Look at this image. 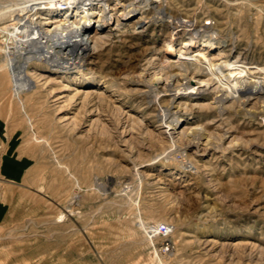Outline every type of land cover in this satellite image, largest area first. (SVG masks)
I'll return each instance as SVG.
<instances>
[{
    "label": "rangeland",
    "instance_id": "obj_1",
    "mask_svg": "<svg viewBox=\"0 0 264 264\" xmlns=\"http://www.w3.org/2000/svg\"><path fill=\"white\" fill-rule=\"evenodd\" d=\"M165 3L168 15L215 33L206 58L232 50L264 65V0ZM172 27L166 18L143 34L113 32L84 65L96 86L40 70L50 84L16 98L8 70L0 71V109L36 158L0 225V264H264V104H217L214 85L178 98L185 111L168 114L163 83L150 96L140 81L168 58ZM186 38L178 32V48ZM6 43L0 33V68ZM88 90V99L75 97ZM178 116L185 122L171 134L166 121ZM189 128L204 133L199 149L179 134ZM162 223L172 229L167 252L155 229Z\"/></svg>",
    "mask_w": 264,
    "mask_h": 264
},
{
    "label": "bare ground",
    "instance_id": "obj_2",
    "mask_svg": "<svg viewBox=\"0 0 264 264\" xmlns=\"http://www.w3.org/2000/svg\"><path fill=\"white\" fill-rule=\"evenodd\" d=\"M110 1L112 0H12L7 4H0V33L7 34L12 45L6 43L4 51L8 61L0 71L8 70L16 98H21L23 91H33L42 81L45 82L40 85L50 84L53 79H49L50 76L42 74L40 70L68 78L75 74L78 84L84 87L99 85L100 81L84 71V65L113 32H124L126 27L132 26L138 34H143L150 23L162 22L168 18L173 26V34L165 43L168 58L160 61L153 68V73L147 72L149 78L140 81L149 89L147 92L150 96L163 83L164 90L169 91L172 96L168 114L172 116L184 110L180 103L175 104L178 98L202 94L214 85L216 86L212 90L218 94L217 104L229 99L240 105H247L252 100L257 104H264V65L247 62L244 54L233 58L232 50H221L211 58H206L204 53L217 48V37L212 36L215 33L209 27L197 28L191 20L176 19L168 15L165 7L167 0H115L117 3L109 4ZM118 4L122 9L116 14L114 11ZM151 9L156 13L154 16H149ZM11 11L8 19H5ZM95 17L98 18L95 20ZM179 31H185L187 38L178 48L176 42ZM206 33L209 35L201 43L204 48L192 54L198 46L200 36ZM67 88L64 87L62 91ZM76 94L75 97L81 98L82 94L85 95L84 99H88L94 93L88 90L77 91ZM65 97L61 95L54 102ZM244 114L250 115L248 112ZM260 114L264 118V109ZM178 117L170 122L166 121L173 131L171 134L178 133L181 122H185L183 116ZM179 134L188 139L189 146L196 145L199 149L204 133L197 128H189ZM212 137L209 135L208 144H212ZM214 145L216 148L220 147Z\"/></svg>",
    "mask_w": 264,
    "mask_h": 264
},
{
    "label": "crops",
    "instance_id": "obj_3",
    "mask_svg": "<svg viewBox=\"0 0 264 264\" xmlns=\"http://www.w3.org/2000/svg\"><path fill=\"white\" fill-rule=\"evenodd\" d=\"M20 131L0 109V225L7 221L17 192L26 188L36 166L33 150Z\"/></svg>",
    "mask_w": 264,
    "mask_h": 264
},
{
    "label": "built area",
    "instance_id": "obj_4",
    "mask_svg": "<svg viewBox=\"0 0 264 264\" xmlns=\"http://www.w3.org/2000/svg\"><path fill=\"white\" fill-rule=\"evenodd\" d=\"M65 5H62L64 7ZM156 231L163 236L164 243L162 244V249H164L166 252L170 250L171 248V241L170 236L172 233V229L168 224L162 223L157 226Z\"/></svg>",
    "mask_w": 264,
    "mask_h": 264
}]
</instances>
